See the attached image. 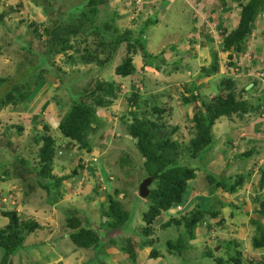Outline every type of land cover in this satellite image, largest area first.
Returning <instances> with one entry per match:
<instances>
[{
    "label": "trees",
    "instance_id": "16d2710c",
    "mask_svg": "<svg viewBox=\"0 0 264 264\" xmlns=\"http://www.w3.org/2000/svg\"><path fill=\"white\" fill-rule=\"evenodd\" d=\"M116 1L117 0H85L83 6L85 11H80L78 17L74 19H62L58 17V22L51 28L43 21L39 24L37 22L35 23V21H27V30L33 28L31 34L28 36L29 45L23 47L19 45V48L26 51L27 54L36 55V53H38L41 55L44 53L50 56V58L64 53L67 59H72V56L68 52L74 49L76 50L80 44L78 41H82L84 43V47L82 48L83 53L79 56L78 63H83L85 65L94 63V65L98 66L99 63L102 62L98 54L100 53L101 46H96V50L90 51L86 36L89 35V33L93 35L99 33V35L96 34V36L101 35L103 39L107 37L110 38V45L113 44L115 48L119 49L123 47L120 60L114 67L116 76L125 77L133 75L136 71L134 63V56L136 54H142L144 57L141 66L142 71H149L151 68L153 71L159 72L161 65L158 62H165L163 60L164 58L158 61V55L148 52L145 44L141 43L142 40H145V29H147L149 24L155 21L149 20L141 24L139 23L137 29L132 28L128 24H119L124 15H127V19L130 23H138L140 11L142 10L140 9L134 13L131 7L125 5L126 0ZM143 1L142 7L145 2H149L150 0ZM237 2L240 4L238 24L231 30H227L226 28L221 30L219 35L221 38L220 50L230 51L232 49L235 54H243L246 51L251 53V51L249 49L247 50L244 46V42L247 36L252 32L254 21L264 10V0H238ZM107 3L110 4L108 10H110L111 14V11L115 12L114 8L116 6L124 10V14L121 18L117 17L113 19L110 17V20H107L109 11L107 8H104ZM17 8L18 6L15 8V11H17ZM7 10L8 9L5 11L3 10L0 14V21H3V18L9 14ZM97 19L100 20L98 25L96 24ZM20 23L25 22L24 20H20ZM92 31L94 32L91 33ZM44 37L48 39L46 50L41 52L38 49H34L32 44L34 45L38 41H41ZM212 55L213 60L210 66L201 67V71L205 75L216 73L219 70L218 53L214 52ZM233 55H230V58H232ZM110 58H112V56H110ZM33 63L34 61H32V65ZM5 81H8V79L6 80L5 77H0V85L4 84ZM219 83L220 89L211 99L208 98L207 95L199 94L194 87L191 90L190 86L187 87L186 84L183 89L185 91L179 92V100L182 104H194L192 116L187 121L191 126V132L193 134L188 141L180 140L178 139L179 137L174 136L180 133L179 125H167L168 119L171 118L173 112L167 102L162 104H149L146 106L149 107V110L145 108L142 114L151 111L154 117V119H152L146 115L143 117L139 115L141 113L140 104L142 102L137 92H132L131 95L126 98L125 114L119 115L118 118L120 117L123 120L126 129L125 134L133 139L141 155V170L146 177L156 176L151 183L153 187H151V185L149 187V195L144 198L150 200L148 209L142 213V222L144 226L139 229L135 237H130L127 234L125 235L121 230L126 226L131 212L128 208L122 206L119 200L116 199L120 192L118 188H115L112 192L113 195L104 192L108 198V203H103V207H107V209L100 212V215L93 220H87L88 224H95V229L94 227L84 225L77 209L63 208L64 210H62L60 216L61 222L63 219V225L68 232L71 231L68 236L74 241L76 247L93 248L98 252L105 244H111L112 239L116 238L115 234H112V232H120L117 236L123 238V241L119 243L120 247L134 262H136L138 253L143 252L141 250L146 247H150L148 259L155 260L157 258H165V254L161 249L156 248L152 239V236L156 233L154 225L163 212H168L170 208L179 204H181L184 209L180 211L179 217L169 214V218L161 223L158 228L159 230L167 229L172 226L184 228L185 232L180 233L178 235L179 238L176 239L175 242L170 238L166 239L165 245L167 246L166 251L168 254L182 253L190 248L191 245L189 241L196 238L195 232L199 226L206 225L207 229H209L212 227L216 228V226L222 224V219L213 223L211 221V219H216L220 216L221 207L225 206L223 202L215 198L213 192L219 187L224 191L234 192L238 187H241L244 178L241 174H237V176H234L235 182L234 179H232L233 177L227 178L229 182H226L206 173L207 176L205 179L206 182L212 186V188L209 189L212 195L210 197L198 195L197 197L189 199L192 187H190L188 183L196 178L197 169L190 166L188 162L197 158L200 152L210 146L213 140L212 126L217 119L233 114L243 116L254 107L251 102L244 97V93L248 90H246L244 86L238 88L235 79L230 76L223 77ZM249 90H253V87ZM80 93L81 94L78 96L71 97L70 101H68V110L61 116L57 124V136L54 137L51 134L50 124L44 119H41L36 122L37 125L41 124V129L39 132H36V137L33 138L35 145L38 146L37 151L30 153L29 157H23L21 154H18L17 151H13L16 157H13L14 159L11 162V167L8 168L9 173H4V170L0 179L3 181L13 180V185L15 187L19 185L23 199H28V197L32 196L37 191H39L38 195L44 197L40 192L42 191L46 192L49 197V195H53V193H50V191L53 190L55 191V198L49 199V201H52V203L49 202L51 206L62 197V192H65L62 189L64 187V183H62L64 177L61 176L58 178L54 176V165L60 162L63 164L65 163L63 161L65 152H67L66 157L71 155L74 156L72 152L73 146H77L79 150L85 149L91 152L93 144L89 137L95 134V132H98L96 108H104V110L109 109L110 106L116 105L117 101L121 98V90L118 84L114 81H105L99 75L93 76L91 81ZM7 94L10 96L9 92H7ZM24 99L25 97L20 101L22 102ZM17 101L18 100H5L1 103L0 108L7 102L11 103L14 108L19 105L18 103L20 101ZM196 103H198V105ZM145 104L147 103L145 102ZM47 105L48 101L46 100L43 106ZM42 111L44 110L42 109ZM1 122L2 121H0V124ZM35 127L37 128V126ZM18 130L21 131L22 128L18 127ZM57 137L60 141H63L65 145L63 144V146L60 147ZM0 147H4L7 150L9 144L6 141L5 143H0ZM58 151H61V154H59ZM66 161L69 162L68 160ZM97 163L98 159L94 162L92 161V166L89 164L84 166V164H81L80 160H78L76 166L71 168V176L80 177V180H82V171L85 170L84 173H87L89 178L93 179L95 177L98 182L99 179H97V174H101V172L100 170H96L98 168ZM263 179L264 168L261 171L259 182L261 183ZM106 183L108 182L106 181ZM106 188L108 190L109 185H106ZM103 189L104 187L102 185H95L93 191L84 196V199L86 198L87 202L92 200L94 196L91 194L93 192L94 194H99V192H103ZM216 204H218L217 207ZM190 206L191 210L185 212ZM256 213L264 216V202L260 203V208H258ZM2 214L8 218V223L0 227V248L4 251L5 258H9L10 256L12 257L19 248L23 247V239L26 236L34 232L35 229L41 227L34 216L23 215L20 211H3ZM49 228L50 227H47V229ZM158 229L157 232L159 231ZM102 230H112L111 237L110 233L106 231L102 232ZM134 241H137V243L135 244ZM224 244L232 245L234 250L231 251V249L228 248L225 250V256L215 255V251H213L211 245L207 243L204 247L205 252L203 257L212 259L215 264H264V261H257L255 259L249 260L243 251L237 249L239 248V244L235 240L225 239L216 243L217 246L219 245L221 247ZM252 246L254 248L264 247L263 228L258 235L252 238ZM93 260L95 264H105L103 259L97 258L96 256H93Z\"/></svg>",
    "mask_w": 264,
    "mask_h": 264
},
{
    "label": "rangeland",
    "instance_id": "374dc122",
    "mask_svg": "<svg viewBox=\"0 0 264 264\" xmlns=\"http://www.w3.org/2000/svg\"><path fill=\"white\" fill-rule=\"evenodd\" d=\"M32 2L35 4H32L30 8H28L27 5H25L26 7L22 5L17 8V11H15L16 5L12 7L13 10L7 7L6 9H8L7 11H9V14L3 18V21H0V77H5L6 80L8 79V81H5L4 84L0 85V105L8 99L12 101L18 100L17 102H19L22 98L25 97V99L22 102L20 101L18 103L19 105L14 108L9 102H7L0 108V121H2L0 124V143H5L7 141L9 144L7 150L4 147H0V176L2 175V172L4 170V173H9L8 168L11 167V162L16 157L13 151H17L18 154H21L23 157H29L30 153L37 151L38 146L35 145L33 138L36 137V132H39V130L41 129V124L37 125L36 122L41 119H45L43 114L53 110V116L47 115L46 118L48 119L49 124L55 125L56 123H58L61 116L68 110L67 104L68 101H70V98L81 94L80 92L83 91V88L91 81L93 76L99 75L105 81H114L116 83L123 84L124 94H122L121 91V98L119 101H117L116 106H110L109 108L110 112H113V116L115 118L108 120L106 116H104V108H96L98 132L92 134L89 139L93 144L92 154L96 155V157L98 158V168L96 170H100L101 175L104 177L102 181H96L95 185L104 186L114 183V186L119 189V196L117 195V198L115 196L114 197L119 200L122 206L128 208V210H130L131 212V216L126 226L121 230L125 233V235L127 234L130 237H135V235L138 234L139 229L144 226L142 222V213L148 209L150 200L142 199L138 195L137 188L139 187L141 181L146 177L144 172L141 170V155L133 139L125 134V125L123 123V120L120 117L118 118V116L121 114H125L126 98L129 97L132 92H137L140 96V101L142 103L140 104L141 113L139 115L141 117L146 115L147 117H151L152 119H154L151 111H148L146 114H142L145 108L146 110H149V107H146L149 104H162L164 102H167L168 106L172 108V111L173 108L176 109V101L179 102V98L176 99V96L180 91L178 89H175V91L169 90L171 87H165V83L163 85L161 81H164L162 80V78H166L169 76H175L181 81H185L188 76L185 73L189 74L190 72L186 69L187 66L189 67V65H187L185 62L177 60L176 67L179 68V70H182H180L181 73L171 70L173 68L172 66L168 70L166 67H164L167 71L165 74L158 77L159 84L156 86L155 81H153L152 83L151 81H149L148 78L151 74L148 73L143 74L140 78H138V76H116L113 72L114 70L112 69V66H115L119 62L121 52L123 53V47L119 48L121 50L120 51L118 48H115L113 44L110 45V38L107 37L108 39H103L101 35L96 36V34L99 35V33H96L95 35L89 33V35L86 36L87 45L90 48V51H93L94 49L96 50V46H101L100 53L98 54L100 59H102V62L99 63L98 66L94 65V67H96L95 69L93 68V71L88 70L85 64L78 63V58L83 53L82 48L84 47V43L82 41L80 42L77 40L78 43H80L79 46L77 44L78 47L76 46V50L74 49L68 52L72 56V59H67L64 53L52 56L51 58L44 53L41 55H39L38 53H36V55L27 54L26 51L19 48V45H21V47L29 45L28 36L31 34V30L33 28H29L27 30V21H35V23L37 22L38 24L43 21L44 23L48 24L49 28H51L58 22V17L62 19H74L75 17H78L80 11H85V8L83 7L85 0H32ZM35 5L38 7L36 8ZM183 7H185V11L182 12V14L177 15L179 19L178 21L176 20L175 16L169 17L170 19H172V22L168 27L159 28V26H155L151 29H145V40H142L141 43L145 44L146 46L147 42L148 46V43H153L155 40H157L156 43H154V45L157 46L159 43L164 42L162 39L163 36L173 34L175 32V29L173 28H177V30L180 31L181 35L186 37L187 33L190 30H193L191 28V25H194L193 20L191 19L193 17L192 13L194 14V9L192 8L191 10L189 7H186V5ZM104 8H107L108 10V8H110V4L107 3ZM2 9L3 8L0 6V14L3 12ZM114 9L115 12L111 11L112 14L110 13V10H108L109 14L107 16V20H110V17H112L113 19L117 17L121 18V16L124 14V11L118 6H116ZM20 20H24L25 23H20ZM99 22L100 20L97 19L96 24L98 25ZM164 29H167V31H164ZM26 32L28 33V35ZM93 32L94 31H92L91 33ZM34 41L37 42L36 40ZM47 41L48 39L44 37L43 39H41V41H38L34 45L32 44V47L43 52L46 50ZM160 51L161 50L155 52ZM157 55L158 61L164 58L163 54L158 53ZM110 56H112V58H110ZM138 56H140V59ZM138 59L141 62L144 61V57L142 56V54H136L134 56V63L136 60L139 61ZM32 61H34L33 65ZM138 63L140 64V62ZM138 63H136V65H139ZM77 83H79V86H76ZM137 83L140 85L142 84L145 91H143L142 88L138 87ZM174 84L175 82H172V86H174ZM186 85L189 86L190 83H187ZM162 86L165 89L167 88L166 91L163 90L161 92H151L154 89H159ZM7 92H9L10 96L7 94ZM212 96L213 95L208 98L211 99ZM44 100L48 101L49 106H43ZM145 102L147 104H145ZM179 103H181V101ZM35 104L43 107L44 111H42V108L41 111L40 108H36ZM196 104L198 105V103ZM191 112L193 113V110ZM184 115L185 114H179V116H176L172 113L171 118H169L168 123H166L167 125H179L181 132L178 135L174 136L179 137L178 139L180 140L188 141L193 134L189 133L188 130H185L186 133L183 132V125L186 122L184 121ZM225 118L226 117H223L221 119ZM35 126H37V128ZM224 126L225 125H222L220 129L223 130ZM18 127H21L22 130H18ZM186 129L190 128L186 127ZM51 132L54 137L58 135L57 129H51ZM114 134L116 138L114 137ZM212 134L215 143L217 137L214 133ZM57 141L60 143V147H62L63 144L65 145V143H63V141H60L58 137ZM217 149V146L211 147V151L215 152L216 154L218 153ZM73 150L72 152L74 153V156L71 155L69 157H66L67 152H65L63 158V161L65 162L64 164L60 162L57 165H54L53 174L55 177H59V175L63 172H69L71 168L76 166L78 157H82L83 152L81 150H79L78 148H73ZM205 150L200 152L197 158L188 162L190 166L197 169V189H199L200 192L204 191L203 184H207L205 179L206 173H209L211 176L218 177L219 179V175L225 172L223 173L226 174L224 177L230 178L232 176L234 182V176L237 174H241L244 180H246V172L249 170V167H247L246 163L251 162H241L239 161L240 158L237 157L235 159L236 161L230 162L231 165L236 162V167H232L227 171V169L225 168L228 167L227 164L229 163H226L225 161L220 162V159H216L211 156L209 157V155L216 154H212L209 151L205 152ZM66 160H68L69 162H67ZM87 164L91 166L93 165L92 161L88 159ZM106 181L108 183H106ZM2 182L3 180L0 179V186ZM227 182H229V179L227 180ZM9 187H11V189H15V186L10 185ZM151 187H153V184L151 185ZM190 187H192V190L190 189L191 193L189 195V199L192 198L195 193L199 194L196 188L194 189V187L191 185ZM109 190L110 187L107 191ZM40 192L42 193V195H44V199L46 201L48 200L47 203L50 205L49 202L52 203V201H49V199L55 198V191L51 190L50 193H53V195H49V197L46 192ZM112 192L113 191L106 193L113 195ZM91 195L94 196L92 198V201H95L87 202L86 204H81L80 200H76V197H71L68 195L67 197L63 195V197H61L57 202L59 205H61V207H68L69 205H71V209H77V212L80 218L83 220L84 225L94 227L95 229V224H88L87 220H93L95 217L100 215V212L107 209V207H103L102 197L103 195H105L104 192L101 191L99 192V194H94L93 192ZM36 199L40 201L41 198L37 197ZM71 199L72 202L70 201ZM11 206L13 208V205ZM217 206L218 204H216V207ZM190 210L191 208L185 210V212H188ZM179 214L180 213H174L173 216L179 217ZM169 216L170 215L168 212H163L158 217V220L154 225L156 228V233L152 236L156 248L161 249L166 257L152 260L150 264H215L213 263L212 259L203 257V254L205 252L204 247L208 242V244L211 245L213 251H215V255L225 256V250L229 248L232 251L234 250L232 248L233 246L224 244L221 247L219 245L217 246L216 243L228 238L239 242V244L241 243V246L238 245L239 248L237 249L242 250L245 254H249L250 256H247L249 260H252L251 258H254L256 256L258 257V255L254 253L256 251L254 250L255 248H253L252 246L253 230L250 229V225L248 223H244L245 225L240 227L241 229H247L249 231L247 234H238L240 230L234 231L232 229H227L225 230V232H222L224 230H221L220 226H216V228L212 227L209 229H207L206 225L199 226V228H197L195 232L196 238L189 241V244L191 245L190 248H188L186 251H183L182 253L168 254V252L166 251L167 246L165 245L166 239L170 238L173 242H175V240L179 238L178 235L185 232L184 228L179 226H172L167 229L159 230L158 228L160 227V224L167 220ZM2 217L3 216L0 215V218ZM251 223H253V220H251ZM157 229L160 232H157ZM63 230L64 228L62 219L60 225L58 222L57 227H55V237L58 240L56 243L61 250L58 252L62 257L65 255H70V249H72V247H74L75 245L72 239L64 235ZM102 231L111 233L112 230ZM219 231L220 234L218 233ZM116 233L118 232H112V234ZM42 235L43 234L38 233L37 237L33 238L31 236H26L23 240H26L28 244L31 240H35L34 242H38V240H41ZM117 236L118 235H115L116 238L112 239V243L109 244L110 249L114 248L118 243L123 241V238L121 236ZM134 243L136 244L137 241H134ZM23 251L27 252L25 249H23ZM141 251H143L142 254L144 256V259H148L147 254L150 251V247H146ZM63 252H65V254ZM97 253H100V256L102 257V254L104 252L102 249H100ZM27 255L28 254L25 255V258ZM11 258V256L9 258H5L4 251L0 248V264H16V260L14 258ZM108 258L109 255L107 256L106 260H108ZM101 259L106 261L104 258ZM70 260L71 264H73V259L70 258ZM257 260L259 261V258ZM44 264H52V262L47 260L44 261ZM110 264H113L112 255H110ZM142 264H149V262H143Z\"/></svg>",
    "mask_w": 264,
    "mask_h": 264
},
{
    "label": "crops",
    "instance_id": "0c3cea01",
    "mask_svg": "<svg viewBox=\"0 0 264 264\" xmlns=\"http://www.w3.org/2000/svg\"><path fill=\"white\" fill-rule=\"evenodd\" d=\"M197 1L202 2V5L199 8V11L194 12V14L192 13L193 17L191 20H193L194 26L191 25L193 30H190L186 37L181 35L177 28H173L175 29V32L173 34L163 36L162 39L164 42L159 43L157 46L154 45L157 40H155L153 43H148V46L146 42V49L148 52L153 54L160 53L164 55L165 62H158L161 65L160 71H153L151 68L149 71H142V62L139 60L140 56H138L139 61H135L136 71L130 76H138V78H140L143 74H151L148 79L151 81V83L155 81L156 86L159 84L158 77L165 74L171 66L173 67L171 70L181 73L182 70L180 69V71L179 68L176 67L177 60H180L181 62H185L187 65H189V67L187 66L186 69L190 72L189 74L185 73L188 75L185 81H181L175 76L162 78V80L165 81H161L163 85L165 83V87H171L169 90L175 91V89H178L179 91H185L183 90L185 84L190 83L189 86L191 90L194 87L199 94H206L208 97H210L219 91L220 80L223 77L229 76L236 80L238 88L244 86L245 89L248 90L246 93H244V97L251 102L254 108L248 113H245L243 116L233 114L231 116H224L226 117L225 119H221L223 117L217 119L215 124L212 126V133H214L217 137L216 142L214 143V137L212 134V143L205 150V152L209 151L212 154H216L215 152L211 151V147L217 146L218 153L216 155H209V157L211 156L213 158L220 159V162L225 161L226 163H229L227 164L228 167L225 168L227 171L232 167H236V162L232 165L230 162L236 161L235 159L237 157L240 158L239 161L241 162H251L246 163L247 167H249V170L246 172L247 178L246 180H243L241 187H238L234 192H227L219 187L213 192L215 198L223 202L225 206L221 207L220 216L216 219H211V221L213 223L217 222L219 219H222V224L218 225L220 226L221 230H224L222 232H225L227 229H232L234 231L240 230L238 234H247L249 232L247 229L240 228L245 225L244 223H248L250 225V229L253 230L252 235L254 237L260 233L262 228L264 229V216L256 213L258 208H260V203L264 202V179L261 183L259 182L261 171L264 168V86L257 77L250 75V77H248L247 74L245 75V71L248 69V67L255 69L258 64H260L264 69V10L254 21L252 32L245 39L246 43H244V46L252 53V57L249 61L243 57L242 54H235L234 50L232 49L230 51L220 50L219 39L221 38L219 35L221 30L223 28L231 30L238 24L240 17V4L237 2L238 0H173L172 2L169 0H152L150 3L145 2L144 6L141 8L142 11H140V19L138 23H130L127 19V15H124L119 24H128L132 28L137 29L139 23L141 24L145 21L154 20L155 22L149 24L147 27L148 29H151L155 26H159V28H165L171 25L172 19L169 17L175 16L176 20L178 21L179 19L177 15H180L185 11V7L183 6L186 5V7H189L192 10V5ZM32 4H35L32 2V0H0V6L4 11L6 10V7L13 10L12 7L15 5V7L18 6V8L19 6L24 5V7H26L25 5H27L28 8H30ZM35 7L37 8L38 6L35 5ZM164 31H167V29H164ZM159 50L161 51L155 52ZM214 52L218 53L219 70L216 73L205 75L202 73L201 67L210 66L213 60L212 54ZM230 55H233V57L230 58ZM138 62H140V64ZM136 63L139 65H136ZM237 65H240L239 72L235 73L234 70L236 69ZM85 66H87L88 70L90 71H93L96 67H94V64H87ZM114 67L115 66H112L113 70ZM164 67H166L167 70ZM172 82H175L174 86H172ZM120 85L121 87H124L123 84ZM76 86H79V83H77ZM137 86L143 89L142 84L140 85L137 83ZM252 87L253 90H249ZM166 89L162 86L159 89H154L151 92H161L163 90L166 91ZM143 91L145 90L143 89ZM177 98H179V93L176 96V99ZM45 101L46 100H44V102ZM179 102L176 101L177 110L173 108L172 113L176 116H179V114H185L184 121L186 122L183 125V132L188 130L189 133H192L191 126L187 121L192 116L191 111H194V104L191 103L184 105L182 102ZM115 106L116 105H114V107ZM36 108H40V111L41 108L44 109L39 105H36ZM53 113V110H51L48 113L43 114L45 117L44 120L47 123L48 119L46 116H53ZM104 116H106L108 120L115 118L113 116V112H110V109L105 110ZM57 124L58 123L55 124L56 126L50 124L51 129H57ZM222 125H225L223 130L220 129ZM186 127L190 129H186ZM114 137L116 138L115 134ZM71 170L72 169H70L69 172H63L59 175V177H64L62 182L64 183V187L62 189L65 192L62 193L65 195V197H67V195L71 197L73 196L77 198V201L80 200L81 204H86L87 201L86 198L84 199V196L93 191V188L96 184V178H89L87 173L82 171V180H80V177L71 176ZM223 173L219 175V179L227 182V178L224 177L226 174ZM206 176L207 175H205V177ZM103 178L104 177L101 176L100 173L97 174V179L103 180ZM12 184L13 180H6L3 181L0 186V198H6L8 194L12 193H14L16 197L13 208L11 206L12 204H10L8 201H0V215L3 216L0 218V227H3L8 223V218L4 216L2 212L15 209L23 214L34 216L41 227L39 229H35L34 232L28 235V237L31 236L33 238L37 237L38 233L43 234L41 240H38V242L31 240L28 244L26 240L24 241L23 247H21L12 256V258L16 260V264H44V261L47 260L52 262V264H71L70 258L73 259V264H95L93 256H96L100 259L104 258L106 260L108 255L109 258L108 260L104 261L105 264H110V255H112L113 264H142L143 262H149L150 264L152 262V259H144L142 254L143 252L138 253L136 262H134L129 257V255L121 249L119 243L112 249L109 247L110 243L108 245L105 244V246L101 248L104 252L102 257L100 256V253H97L93 248H78L75 245L72 247V249H70V255H65L62 257L58 252L61 250L56 243L58 240L55 237V227H57L58 222L59 225L61 223L60 216L62 210H64L63 208H70L71 205L68 207H61L58 202H55V204L53 203L54 205L52 204L50 206L46 203L47 201L43 196H38L39 191L28 197V199H23L19 185L16 186L15 189H11L9 186H14ZM188 185L193 186L194 189L198 188L197 175L194 180H191L188 183ZM203 186L204 191L200 192L199 189H197L199 194L195 193L192 198L197 197L198 195L204 197H210L212 195V193L209 191V189L212 188L211 184L207 183L203 184ZM109 187L110 190L107 191L106 185H104L103 192H110L117 188L114 186V183H111V185L109 184ZM37 197L41 198L40 201L36 199ZM102 199L103 203L106 204L105 202L108 200L107 196L103 195ZM70 201L72 202V199ZM190 208L191 206L186 210ZM168 213L170 215L174 214L172 210H169ZM251 220H253V223H251ZM47 227L50 228L47 229ZM63 228L64 235L69 237L68 234H70L71 231L68 232L64 225ZM119 233L120 232L116 233L115 235H119ZM218 233L220 234V231ZM227 240L230 239L228 238ZM237 243L239 244V242ZM239 246H241V243ZM22 248L27 252H24ZM254 250H256L254 253H256L258 257L254 255L256 257L251 259L257 260L259 258V261H264V247L255 248ZM25 253L28 254L26 258ZM63 253L65 254V252ZM245 255L250 256L249 254Z\"/></svg>",
    "mask_w": 264,
    "mask_h": 264
},
{
    "label": "built area",
    "instance_id": "2783aa9c",
    "mask_svg": "<svg viewBox=\"0 0 264 264\" xmlns=\"http://www.w3.org/2000/svg\"><path fill=\"white\" fill-rule=\"evenodd\" d=\"M151 1L152 0H150L149 3ZM169 1L172 2L173 0H169ZM143 3H144L143 0H126L125 5L127 7L128 6L131 7L132 11L135 13L141 9ZM201 5H202V2H200V1H197L195 4H193L192 8L194 9V12L199 11V8L201 7ZM133 12H132V15L134 16ZM219 40H221V39H219ZM242 56L245 57L249 61L252 57V54L249 51H246L245 53L242 54ZM261 61H262V59H261ZM238 66H240V65L236 66V69L234 70L235 73L239 72ZM246 74H247V76L250 75V76L257 77L264 86V69L261 67L260 64H258L255 69H251V67H248V69H246V71H245V75ZM73 148H77V146H73ZM75 150H77V149H75ZM81 151L83 152L82 157H78L77 162H78V160H80L81 164H84V166H87V159L91 160L93 162L98 159L96 157V155L92 154V151L91 152H87L86 150H81ZM58 152H59V154H61V151H58ZM83 171H85V170H83ZM99 180L102 181L101 179H99ZM0 201H2V202L8 201L10 204L14 205L15 201H16V197H15L14 193H12V194H8L6 198H1ZM171 210L175 213L180 212L183 210V206L181 204H179V205H176L175 207H173Z\"/></svg>",
    "mask_w": 264,
    "mask_h": 264
},
{
    "label": "water",
    "instance_id": "95a60500",
    "mask_svg": "<svg viewBox=\"0 0 264 264\" xmlns=\"http://www.w3.org/2000/svg\"><path fill=\"white\" fill-rule=\"evenodd\" d=\"M155 177L156 176H147L141 181V183L138 187L139 197L144 199L149 195V193H150L149 187H150L151 183L154 181Z\"/></svg>",
    "mask_w": 264,
    "mask_h": 264
},
{
    "label": "clouds",
    "instance_id": "9594fccd",
    "mask_svg": "<svg viewBox=\"0 0 264 264\" xmlns=\"http://www.w3.org/2000/svg\"><path fill=\"white\" fill-rule=\"evenodd\" d=\"M245 43V42H244ZM116 83V82H115ZM118 84V86L120 87V90L122 91V93H123V89H124V87H121V85L119 84V83H117ZM82 150H85V149H82ZM88 152V151H87ZM104 187V186H103ZM92 200H90V201H88V202H91ZM95 201V200H94ZM94 201H92V202H94ZM173 208V207H172ZM172 208H170L169 210H171ZM13 210H15V209H13ZM168 210V211H169ZM173 213H175V212H173ZM176 213H180V212H176ZM175 213V214H176Z\"/></svg>",
    "mask_w": 264,
    "mask_h": 264
}]
</instances>
